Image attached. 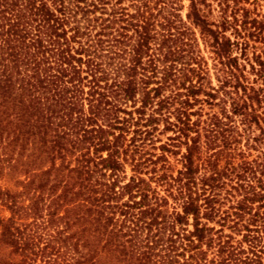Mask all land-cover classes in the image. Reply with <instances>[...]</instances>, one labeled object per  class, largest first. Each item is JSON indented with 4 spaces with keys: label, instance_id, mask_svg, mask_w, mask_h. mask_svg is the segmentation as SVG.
I'll list each match as a JSON object with an SVG mask.
<instances>
[{
    "label": "trees",
    "instance_id": "16d2710c",
    "mask_svg": "<svg viewBox=\"0 0 264 264\" xmlns=\"http://www.w3.org/2000/svg\"><path fill=\"white\" fill-rule=\"evenodd\" d=\"M264 0H0V264H264Z\"/></svg>",
    "mask_w": 264,
    "mask_h": 264
},
{
    "label": "rangeland",
    "instance_id": "374dc122",
    "mask_svg": "<svg viewBox=\"0 0 264 264\" xmlns=\"http://www.w3.org/2000/svg\"><path fill=\"white\" fill-rule=\"evenodd\" d=\"M262 4H264V2Z\"/></svg>",
    "mask_w": 264,
    "mask_h": 264
}]
</instances>
